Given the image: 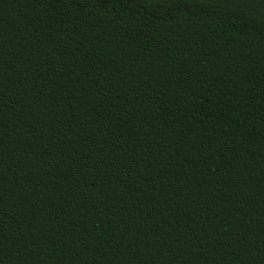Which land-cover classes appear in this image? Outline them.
<instances>
[{
    "label": "trees",
    "instance_id": "trees-1",
    "mask_svg": "<svg viewBox=\"0 0 264 264\" xmlns=\"http://www.w3.org/2000/svg\"><path fill=\"white\" fill-rule=\"evenodd\" d=\"M0 264H264V0H0Z\"/></svg>",
    "mask_w": 264,
    "mask_h": 264
}]
</instances>
